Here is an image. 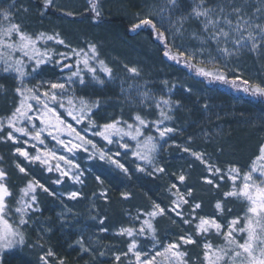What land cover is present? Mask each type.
<instances>
[{
	"label": "snow or ice",
	"instance_id": "obj_1",
	"mask_svg": "<svg viewBox=\"0 0 264 264\" xmlns=\"http://www.w3.org/2000/svg\"><path fill=\"white\" fill-rule=\"evenodd\" d=\"M88 3L95 21L102 15L99 0H88ZM185 3L187 7L184 6ZM42 4V16L46 10L57 8L55 0H42ZM14 7L15 3L9 5L7 10H0V73L11 75L17 82L14 92L18 101L7 116L0 117V142H11L12 155L22 157L29 165L39 163L49 173L58 172V178L53 181L57 185L64 183L65 178L73 183L83 184L84 173L74 160L57 155L47 148L36 147V143H45L42 138L45 131L66 152L87 153L91 146L90 159L98 158L127 175L129 169L114 158L121 156L120 151L110 153L98 148L91 139L81 135L72 125L66 124L54 107L58 104L60 108H64L66 102L69 106L67 114L77 124L87 120L89 127H97L90 116L99 109V98L90 101L75 94L69 96L68 89L77 82L81 87H86L87 76L96 84L103 85L105 80L98 72L111 80L114 78L113 69L100 59L95 44L89 43L87 50L77 49L67 44L58 32L33 35L22 30V25L14 22ZM22 11L27 12L28 9L23 8ZM65 15L71 16L73 13L66 12ZM145 26L150 27L155 39L164 46L163 55L169 60L182 62L189 69H194L196 75L210 81H218L253 97L264 98V84L243 78L240 69L229 66L233 58L238 61L245 52L257 58L264 57V0H157L148 13L132 25L130 31H137ZM44 41H54L70 51L65 53L47 47L41 48L39 45ZM188 41L194 42V45L187 43ZM73 58L74 64L65 62ZM49 65L61 74L66 71L69 74L56 79H43L44 68ZM125 68L133 77L140 76L137 68L127 65ZM229 73L233 75L230 77ZM32 79L37 80L38 84L30 87L28 82ZM164 83L167 85L166 81ZM3 89L4 86L0 85V90ZM171 92L172 88H168V93ZM121 94L129 104L145 109L154 107L156 118L149 119L137 111L131 122L117 118L99 126L100 130L93 132V135L103 138L108 144H117L119 149L125 150L124 155L130 151L136 160L148 166L138 164V172H147L148 175L167 174V169L158 164L156 157L164 143H167L166 138L179 131L170 126V122L174 121L173 113L180 107V102L174 101L170 95H156L146 84L129 83L124 88L122 81ZM35 121H39L42 127H38ZM54 131L56 135H53ZM84 131L87 132L88 128ZM65 132L79 142L61 139ZM21 137L27 139L21 141ZM29 141L36 143L29 145ZM130 142H134V146ZM21 143L25 147L20 146ZM28 146L36 149L35 154L27 150ZM176 147H180L182 152L190 153L195 161L205 166L209 175L202 177L204 183L219 190L227 180L230 182L229 189L223 191L222 197L216 200L215 215H201L198 210L202 209V203L193 202L194 189L187 186L186 175L182 172L177 177L179 186L172 183L168 189L171 203L167 209L153 202L150 210H137L135 216H129L128 226H121L115 231V236L128 238V243L126 251L111 253L114 264H158V257H163L167 264H198L200 259L203 264H264V144L260 145L259 154L252 160L249 170L243 173L235 165H230L225 171L211 162L210 157L202 151L180 145ZM53 159L57 161L54 167L50 164ZM59 161H63L68 167H64ZM14 166L20 174H30L27 166H22V162L14 160ZM149 167L151 171H148ZM96 180L103 184L99 174ZM8 181V171L0 167V255L26 244L24 229L35 223L34 214L41 212L38 190L53 195L35 178L20 187L19 194L16 195ZM14 195L16 200L13 206L9 201ZM65 195L67 199L75 201L83 194L72 190ZM100 195L107 199L106 192L102 191ZM122 196L128 199L130 194L122 193ZM229 199L244 202L247 207L242 215L231 217L225 223L224 217L233 211L232 208L225 207V202ZM71 212L70 208L67 209L59 214L60 218L64 219ZM168 213L179 217L194 232L185 231L184 235L161 246L154 221L158 216ZM92 219L96 220L97 217L93 216ZM105 220L106 217H99L100 233L108 232L103 226ZM172 222L175 224L177 221L173 219ZM213 235L222 238L223 243L214 244L210 239ZM197 237L203 241L200 245L202 256L190 261L184 248L200 244ZM148 239L152 241V247L145 250L142 241ZM75 243L83 252L91 251L82 237ZM99 255L105 256L106 251H100ZM54 256L55 253L49 249L40 255L39 260L42 264H50L48 258ZM57 264H64L63 258H59Z\"/></svg>",
	"mask_w": 264,
	"mask_h": 264
},
{
	"label": "rangeland",
	"instance_id": "obj_2",
	"mask_svg": "<svg viewBox=\"0 0 264 264\" xmlns=\"http://www.w3.org/2000/svg\"><path fill=\"white\" fill-rule=\"evenodd\" d=\"M38 2H42V0H0V10H7L9 5L15 3V7L12 9V11L15 13L14 22L20 23L22 25V30L27 31L30 34L36 35L40 32H44L51 35L58 32L60 34V37L64 39L67 44L77 49L83 48L87 50L89 43L95 44L97 46L100 59H103L107 63V65L113 69L114 78L111 80H109V78L107 77H104L103 73L98 72V75L105 80V83L103 85L96 84L91 80L90 76H87L88 83L86 87H81L77 82V84L69 86L67 95L71 96L75 94L76 96H82L90 101H95L97 98H99L100 107L98 110H95L94 113L102 111L106 116H104L105 118L101 121H104L107 118L109 120L106 123L111 122L112 120H115L117 118H122L123 120L131 122L134 113H136L137 111L140 112L141 115L146 116L149 119H155L157 116V112L154 107L145 109L144 107H137L136 105L129 104L126 102L125 97L121 94L122 81L124 88H127L129 83L146 84V87L153 90L156 95H170L174 101L180 102V107L175 109L173 113L175 119L173 122H170V126L176 127L177 129H179V131L170 134V138H166L167 143H164L163 141L161 142L164 143V147L159 151L156 159L158 164L164 166L167 169V174H164V180L161 183L157 182L155 179L162 174L156 173L153 175H148L147 172L142 173L136 170L138 164L145 167L148 166L143 165V162L136 160L131 155L130 151L127 155H124L123 153L125 150L119 149L117 144H108L103 140V138L93 135V132L99 131V126L105 123H97V121L93 118V115H91L90 119L95 122V125L97 127H89L87 120L82 121L80 124H77L76 121L67 114L69 106L66 102L64 108H60L58 104L54 105L57 110V114L60 115L61 119L64 120L66 124L72 125V127L79 131L81 135L85 136L87 139H91L98 148L105 151H110V153L120 151L122 153L121 156L114 158L123 163L125 167L129 169V172L127 175H125L124 173L120 172V170L114 165L102 162L95 157L90 159L89 156L91 153V146H89V152L87 153L84 151L68 153L63 149L62 146L58 145L51 136L48 135L47 131H45L42 134V138L45 141L43 145H40L35 141H29V145L36 143V147H39L41 149L47 148L51 151H55L57 155H63L68 157L69 159L74 160V162L80 165V170L84 173V175L82 176V180L84 181V183H73L72 181L65 178L64 183L57 185L53 183V181L58 178V172L53 171L49 173L46 171L45 166H42L39 163L35 165H29L26 161H23L22 157H14L12 155L13 145L11 144V142H0V157H2V159H0V167L7 170L10 175L15 174L17 176H20L21 180L24 181V183H22L17 189H15L14 193H16V195L19 194L20 187L24 186L28 180L35 178L43 183L49 189V191L53 193V195H49L46 192L38 190L37 194L41 212L43 211V201L46 197L54 198L62 205L72 206V204L77 202V200H79L82 196L73 201L67 199L65 194L72 190H78L82 192L83 187L86 185V178L89 175H93V182H88L86 185L88 189L87 192L93 200L96 215L98 217H106V222L108 220V215L106 216V214L108 213L107 203H110V200L112 201V197L114 198L115 194L113 193L114 196H110V194L108 193V189L105 188L106 182L102 180L103 184L99 183L96 180V176L99 172H101V169L104 172H108L110 176L113 175L115 178H119L120 184L115 183V185L119 199L122 201L124 208L122 210V218L118 220L123 221L122 224L115 226L113 229L109 230L106 233L112 238L122 240V242H118L120 248H118L117 251H126L128 238L115 236L114 233L119 227L128 226L130 224L129 216H135L137 214V210L139 209H143L145 211L150 210L152 208L153 202H159L161 207L165 209L170 206L171 196L168 189L172 183H177L179 186L177 177L181 173V170L179 168L175 169L174 166L171 165L172 156H183V160L189 162V165H192V170L196 172V179L202 183L201 189L209 188L208 186H210L204 183L202 180V177L209 175V173L205 169V166L200 164L199 161H195L190 153L182 152L181 148L176 147V145L204 152L207 157H210L211 162L215 163L216 166L224 169L225 171L230 165L238 166L241 170V173L249 170L252 160L259 154L260 145L264 144V109L262 107H244L245 110L239 111V113H242L241 117H239V124L241 125L243 131H246V127L249 130L256 129V131H260L261 139L258 137L256 138V140L249 138L253 135V131L251 133L248 132V135L250 136H246V138H248L249 140L245 142H247L248 146L250 145V147L248 148V150H246L245 153H243L245 151V148H243L240 152H234V147L236 145L238 147L242 146V143L240 141L234 142L232 149L222 148L220 145H218L215 134L216 131L212 128L213 124L215 123L214 116L216 114L218 115V113L233 115V110H228L230 108H233V106L242 105L239 101V98L226 97L225 100H219L217 96L213 95L210 92L209 89L203 87L201 82H199L197 79L193 78L191 75H188L186 72L180 69L167 65L165 62L160 60L159 56L156 55L157 45L153 43L149 39V36L145 33L134 36L132 40L124 39V46H126L124 50L126 49L127 52L125 54L123 53V56L119 57L113 55V53L109 50L110 47L108 48L107 43L104 44L100 42L103 41V39L105 40L106 37L103 35L102 39V36H99L98 32H91L90 34H92L93 37L91 35H88L86 36V38H83L80 41L78 40L77 42L76 40L79 38L76 39V35L77 33H79V31L77 32L68 28L69 24L63 23L65 21H63L62 18L53 19L45 14L43 16L40 15L41 9L37 5ZM100 2L106 10L113 13H118L117 11L124 7L121 6L122 0H100ZM156 2L157 0H155V2L152 1L151 6H153ZM55 3L57 5L56 9L64 13L71 12L74 14L78 11L86 9V5L82 0H55ZM184 6L187 7V3H185ZM23 8H27L28 11H22ZM129 9L130 11H132L130 13V26L132 27L133 24L138 23V20L144 17V14L136 5L130 6ZM149 10L150 9L146 11L145 15ZM60 30H62V32ZM179 42L180 41H177V43ZM187 43L194 45V42L191 41H188ZM39 46L41 48L47 47L49 49H54L56 52L67 53L70 51V49L65 48L63 45L56 44L54 41H44ZM213 55H215V53H213ZM233 60H235V58H233ZM65 62L74 64L75 58ZM125 65L137 68L140 72V76L133 77L130 73L127 72ZM229 66L237 68L236 65H233L231 63L229 64ZM68 74L69 73L67 71L61 74L57 69H54L51 65H49L44 68L42 78L56 79ZM262 78L264 79L263 76ZM165 81L167 82V85H165ZM28 83L31 87L33 85H37L38 81L32 79ZM0 85L4 86V89L0 90V117H5L13 110V107L18 101V97H16L14 92V89L17 86V82L11 75L0 73ZM168 88H172L171 93H168ZM187 89H190V91H188ZM189 97L193 98V100ZM182 103L186 105L188 104L190 107H192L191 104L196 106L198 105L201 108L200 118H205V120H200L193 116L192 118L194 119V122H190V124L189 122L184 123L183 117L185 115V112H183V109H181ZM205 104H207V108H205ZM180 109L181 113L179 114L178 111ZM187 109L190 112V108ZM109 110L111 111L110 113H116L114 119H110V113L106 114V111ZM35 123L38 127H42L39 124V121H35ZM227 126L229 127L231 125L225 123L219 124V129L226 128ZM85 128H88L87 132L84 131ZM53 135H56L55 131L53 132ZM189 137H191V140H189ZM60 138L64 139L66 142L69 140H73V142H79L76 141L74 137L68 136L66 132L62 134ZM20 139L21 141H23L27 138L21 137ZM243 139H245V135ZM130 143H132L134 146V142ZM20 146L25 147V145H23L22 143L20 144ZM27 150L32 154H35L36 151L35 148H32L30 146L27 147ZM162 151L166 159L165 164H163V162L159 158V155ZM14 160L17 162H22V166H27L30 174L27 176L20 174L14 166ZM56 163L57 161L54 159L50 161V164L53 167ZM59 163H61L64 167H68V165H65L63 163V161H59ZM148 171H151L150 167L148 168ZM173 174L177 175L174 181L173 179L175 175ZM143 178H151L154 179V181L151 183H144ZM96 185L98 186L97 188ZM142 187H144L145 189H151V192L149 190L146 194H142L143 196H139V192L137 191V189H140ZM229 187L230 182H228L227 180H225V182L221 184L219 190L214 189L211 186L215 193L214 195L216 197V200L221 198L223 191L228 190ZM120 189L121 193H119ZM182 190L186 191V189H184L183 187ZM102 191L106 192V200L100 195ZM122 193H129V198H123ZM16 195H14L9 201V203L13 206L15 205ZM118 200L117 202H121L120 200ZM192 200L193 202H197V200L194 198V195L192 197ZM215 202L212 204L213 208L211 210L206 208L208 205H202V209L199 210V214L207 216L215 215ZM225 207L232 208L233 210L230 214L224 217V222L226 223L227 220L231 217L242 215L245 212L247 205L246 203L239 200L229 199L225 202ZM185 211H187V208H185ZM39 213L40 212L36 214ZM116 217L117 215L115 213H111L109 215V219L111 218L110 220H114L113 223L117 221ZM161 217H163V220L161 222L163 230L164 228H167L170 231H173L172 234L167 235L162 230L159 231L155 225L157 229V236L160 240L161 246L166 244L167 242L177 239L181 235H184L185 231L194 232L193 228L184 225L182 220H180L179 217H176L173 213L158 216L154 221V224ZM14 219L16 218L14 217ZM173 219L177 221L175 224L172 222ZM73 227L74 224H72L69 228L71 237L74 240H78L82 237L85 245L91 249V251L89 252H91L92 259L98 261V258L94 253V243L96 242H91V240L93 239V231L87 230L86 227L73 230ZM24 231L26 233V244L24 246H18L14 250L0 255V264H5L10 261H12L14 264H17V260H21L24 264H42V262L39 260L40 255L46 253L49 249L53 251V249L49 246L50 234H48L49 232L44 233L41 226L33 223L30 227L25 228ZM210 239L214 244L217 245L223 243L222 238L215 235L211 236ZM197 240L200 241V244L188 245L184 248V250L188 252V259L190 261L197 260V258H200L202 256V248L200 245L203 243V241L199 237H197ZM29 245H31V247H29ZM142 246L145 250H147L152 247V241L150 239L144 240L142 241ZM92 247L94 249H92ZM113 251L116 250L114 248H111L109 250L110 254L106 258L107 264H114L113 257L111 255ZM59 258L60 257L55 254L54 257H49L48 259L50 264H57V260ZM157 259L158 264H167V261L163 257H158ZM64 264H67L65 260ZM198 264H203L202 259L198 261Z\"/></svg>",
	"mask_w": 264,
	"mask_h": 264
},
{
	"label": "trees",
	"instance_id": "obj_3",
	"mask_svg": "<svg viewBox=\"0 0 264 264\" xmlns=\"http://www.w3.org/2000/svg\"><path fill=\"white\" fill-rule=\"evenodd\" d=\"M85 5L86 9H83L81 11H78L74 13L71 16L65 15L64 12L56 11V9H48L44 12L47 16H55L58 19H61L69 24L68 28L79 31L76 35V41L82 40L83 38H86V36L91 35V32H98L99 36L103 35L106 37V39L103 41H100L102 43H107L109 50L113 53V55L119 57L123 56L122 54L125 52L124 48V39L125 40H132L134 36L138 34L145 33L149 36V39L157 45V56H159L160 60L165 62L167 65L172 66L174 68L180 69L184 72H186L188 75H191L193 78L197 79L203 87L206 89H209L210 92L217 96L219 100H225L226 97H235L239 98L240 103L242 105L233 106V108H230L228 111L233 110V115L228 114H216L214 116L215 123L213 124L212 128L216 131V140L218 145H220L222 148L232 149L234 142L240 141L242 146H235L234 152H240L243 148H245L244 152L248 150L250 145L248 146V143L245 142L249 140L246 138L248 135V132L253 131V135L249 138L256 140V138L261 139L260 131H256V129H248L245 128L246 131H243L241 125L239 124V117H241L242 113H239L241 110H245L244 107L252 108L254 107H262L264 109V98L260 97H253L251 95H248L244 93L242 90H237L232 88L230 85L220 83L218 81H210L208 78L201 77L196 75L194 69H189L186 67L182 62L177 63L176 61L169 60L163 55L164 52V46L155 39L150 27H143L142 29H139L137 31H130V21H131V15L129 7L137 5L139 6V9L142 11V13L145 15L146 11L150 9L152 5V1L155 2V0H122L121 6L123 8L119 9L117 11L118 13H113L111 11H108L105 9V7L102 6L100 0H99V8L102 12L101 17L96 19L94 21V13L91 12L90 6L88 3V0H82ZM37 5L40 7V9H43L42 2H38ZM129 6V7H128ZM61 20V21H62ZM62 32V30H60ZM93 37V36H92ZM122 37V38H120ZM173 54H175V49L172 50ZM158 58V59H159ZM233 65H236L238 69H240V74L245 79H249L251 81L262 83L264 82V57L257 58L256 56L245 52L242 56L239 57V60H231L230 62ZM233 73H229V76L231 77ZM263 80V81H262ZM243 85H241V88ZM190 98V97H189ZM193 100V98H190ZM199 104V103H198ZM192 107H190L188 104L182 103L183 112H185L184 115V123L185 122H194V119L192 118L195 116L196 118L200 120H205L200 118L201 117V108L197 105L191 104ZM217 106V105H213ZM187 108H190V112ZM181 109L178 111L179 114L181 113ZM106 114H109L111 111H106ZM177 112V113H178ZM188 113V114H187ZM106 115L101 112H96L93 115V118L97 121L99 124L106 123L109 119L106 118V120L101 121L104 119ZM116 116V113H110L109 117L110 119H114ZM200 122V121H199ZM197 123V122H196ZM228 124L231 126H227L226 128L219 129V124ZM241 127V128H240ZM255 131V132H254ZM213 132V131H212ZM219 133V135H218ZM245 139H243L244 135ZM215 140V139H214ZM244 140V141H243ZM229 142V143H227ZM245 142V143H244ZM229 144V146H228ZM244 145V146H243ZM163 151L160 153L159 158L165 164L166 159L164 157ZM171 165L174 166L175 169H180L181 173L183 172L186 175V184L188 187H191L194 189V198L201 202L202 205H208L206 208L211 210L212 204L215 202L216 197L213 189L211 186H208L209 188L201 189L202 183L198 181L195 177V171L192 170L193 168L189 167V162L183 160V156L174 157L172 156L171 159ZM180 173V174H181ZM101 176V179L106 182L105 188L108 189V193L112 197V201L110 200V203H107V211L108 213L106 216L108 217V220L104 223V227H106L109 230L113 229L115 226H118L122 224L123 221H118L122 218V210L124 208L122 201L119 199L116 185L115 183H119V178H115L113 175H109L108 172H104L101 169V172L98 173ZM177 175H175L173 181L175 180ZM93 175H89L86 178V185L87 183L93 182ZM157 182H163L164 180V174L157 177L155 179ZM154 179L151 178H143L144 183H151ZM112 183V185H111ZM83 187L82 190V197L77 200L72 206H65L62 205L60 202H58L54 198H44L43 201V211L39 214H35L34 220L35 223L42 227V230L44 233L50 234L49 238V246L53 249L55 254L59 256L60 258H63L67 264H107V257L109 256L110 252L109 250L111 248H114L116 251L118 250L119 244L118 242H122V240H119L117 238L110 237L107 233H100L98 231L99 227L101 226L98 223L99 217L96 215L95 209H94V203L90 195H88V189L87 186ZM162 186V185H160ZM98 186L96 185V188ZM123 187V185H122ZM151 189H145L144 187L137 189L139 192V196H143L142 194H146ZM121 193V189L120 192ZM120 200L121 202H117V200ZM118 200V201H119ZM159 203V202H158ZM71 209L72 212L67 215L64 219L60 218V213L65 212L67 209ZM199 212V210H198ZM115 213L117 215V221L113 223L114 220L109 219L110 214ZM210 214V213H208ZM96 216L97 219L93 220L92 217ZM162 220L163 217L159 218L155 225L159 231L165 232V234L169 235L172 234L173 231H170L167 228H164L162 226ZM74 224L73 230L75 229H82V227H86L87 230L93 231L92 237L93 239L91 242L94 243L95 248V254L98 258L97 260H93L91 256V252H83L78 245H76V239L74 240L69 232L70 226ZM99 224V225H98ZM50 229V231H49ZM98 238V240H97ZM97 244V245H96ZM116 244V245H115ZM115 245V246H114ZM99 246V247H95ZM92 247V249H94ZM106 251V255L101 257L99 255L100 251ZM118 252V251H117ZM17 264H24L21 260L16 261ZM5 264H14L12 261L7 262Z\"/></svg>",
	"mask_w": 264,
	"mask_h": 264
},
{
	"label": "flooded vegetation",
	"instance_id": "obj_4",
	"mask_svg": "<svg viewBox=\"0 0 264 264\" xmlns=\"http://www.w3.org/2000/svg\"><path fill=\"white\" fill-rule=\"evenodd\" d=\"M12 191L14 192L24 181L21 180L20 176L17 175H10L9 174V181H8Z\"/></svg>",
	"mask_w": 264,
	"mask_h": 264
},
{
	"label": "bare ground",
	"instance_id": "obj_5",
	"mask_svg": "<svg viewBox=\"0 0 264 264\" xmlns=\"http://www.w3.org/2000/svg\"><path fill=\"white\" fill-rule=\"evenodd\" d=\"M137 6V5H136ZM140 6V5H139ZM138 6V7H139ZM56 11L58 12V10L56 9ZM49 17H51V18H53V19H56L57 17H55V16H49ZM127 51H126V49H125V52H124V54L126 53ZM115 56V55H114Z\"/></svg>",
	"mask_w": 264,
	"mask_h": 264
}]
</instances>
